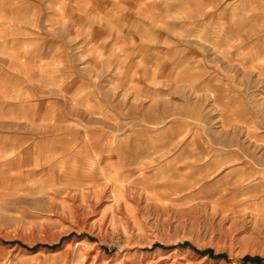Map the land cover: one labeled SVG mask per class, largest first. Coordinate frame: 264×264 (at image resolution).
<instances>
[{
	"label": "rangeland",
	"instance_id": "rangeland-1",
	"mask_svg": "<svg viewBox=\"0 0 264 264\" xmlns=\"http://www.w3.org/2000/svg\"><path fill=\"white\" fill-rule=\"evenodd\" d=\"M0 264H264V0H0Z\"/></svg>",
	"mask_w": 264,
	"mask_h": 264
}]
</instances>
